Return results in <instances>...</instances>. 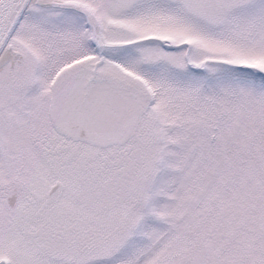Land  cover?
I'll return each mask as SVG.
<instances>
[{
    "label": "snow or ice",
    "instance_id": "1",
    "mask_svg": "<svg viewBox=\"0 0 264 264\" xmlns=\"http://www.w3.org/2000/svg\"><path fill=\"white\" fill-rule=\"evenodd\" d=\"M0 264H264V0H0Z\"/></svg>",
    "mask_w": 264,
    "mask_h": 264
}]
</instances>
